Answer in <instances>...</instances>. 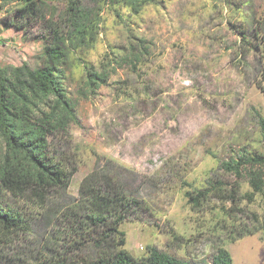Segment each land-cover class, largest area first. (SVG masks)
Wrapping results in <instances>:
<instances>
[{"label": "rangeland", "instance_id": "obj_1", "mask_svg": "<svg viewBox=\"0 0 264 264\" xmlns=\"http://www.w3.org/2000/svg\"><path fill=\"white\" fill-rule=\"evenodd\" d=\"M69 1L43 0L35 19H21L19 3L0 12V67L37 68L54 43L67 54L63 84L82 126L51 141L77 167L68 194L78 197L83 179L105 170L141 201L121 227L135 257L155 246L211 264L224 246L233 264H264V195L244 170L235 207L222 190L236 178L221 167L262 148L264 0H155L139 13L109 0H79V32L66 28ZM135 38L149 47L137 67L119 65L107 86L82 95L84 64L118 59ZM204 188L207 199L193 206L186 193ZM26 209L36 224L39 210ZM245 228L254 233L232 241ZM37 229L0 250V264H38Z\"/></svg>", "mask_w": 264, "mask_h": 264}, {"label": "trees", "instance_id": "obj_2", "mask_svg": "<svg viewBox=\"0 0 264 264\" xmlns=\"http://www.w3.org/2000/svg\"><path fill=\"white\" fill-rule=\"evenodd\" d=\"M109 2L139 13L155 0ZM14 3L21 5L16 11L21 19H35L43 0H0V12ZM67 15V30L79 32L82 18L79 0L69 1ZM54 31L57 39L59 31ZM135 39L118 59L108 57L99 67L84 64L82 95H95L107 86L119 65L137 67L149 47L144 39ZM243 39L246 41L248 37L245 35ZM41 59L43 62L37 68L26 62L0 67V250L11 248L38 228L36 234L43 250L38 264H191L155 246H149L141 257L126 249L127 234L121 227L141 209L142 202L127 196L109 172H92L81 182L78 197L68 194L77 167L61 155L51 139L68 137L71 125L82 124L75 102L63 84L62 66L67 59L64 49L55 43L45 46ZM258 125L261 150L245 151L238 160L221 164L226 173L236 178L230 191L222 190L223 198L235 207L240 201L239 181L244 170L254 192L264 195L263 116H259ZM215 184L221 185L218 181ZM208 189L187 192L186 196L193 206L200 207L209 195ZM26 207L39 210L40 220L36 224ZM253 233L245 228L232 241ZM87 250L89 254L80 255ZM211 264H233L232 254L219 246Z\"/></svg>", "mask_w": 264, "mask_h": 264}]
</instances>
